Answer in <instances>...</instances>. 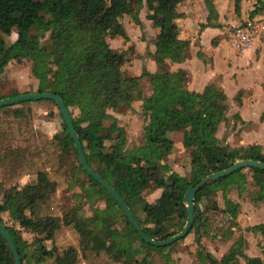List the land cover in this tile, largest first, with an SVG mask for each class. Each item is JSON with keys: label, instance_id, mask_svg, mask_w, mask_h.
<instances>
[{"label": "trees", "instance_id": "trees-1", "mask_svg": "<svg viewBox=\"0 0 264 264\" xmlns=\"http://www.w3.org/2000/svg\"><path fill=\"white\" fill-rule=\"evenodd\" d=\"M143 1L147 19L159 30L152 41L154 51L148 52L158 70L150 73L144 69L140 76H131L122 69L128 61L126 53L111 48L106 38L117 36L127 41L120 18ZM240 2L234 0L236 13ZM254 2L251 19L261 11L264 0ZM179 3L180 0H0V74L11 61H31L37 91L52 92L64 101L88 164L125 201L142 231L156 240H165L184 227L187 210L183 197L189 186H196L210 173L226 169L238 160L264 162L261 145L231 147L221 144L216 136L218 126L226 121L228 109L227 96L220 87L210 83L202 92L190 91L186 86L188 74L169 69L167 60L180 63L189 57L190 42L171 32L174 20L182 16L177 11ZM203 3L208 15L200 29L214 26L212 20L218 18L213 0ZM134 19L139 24L137 12ZM13 28L16 40L7 46L1 34L10 35ZM47 34L48 44H42L41 39ZM144 77L152 90L147 97L142 88ZM18 95L21 93L0 95V99ZM236 99L240 103V97ZM135 101L142 102L144 141L137 151L128 153L126 130L116 119L109 120L108 111L120 113ZM30 102L36 101L0 107L12 108L11 118L0 116V179L5 188L0 214L7 213L20 227L34 234L32 243H28L16 228L5 225L22 264H153L148 257L153 251L170 259L166 250L177 241L161 247L144 243L116 201L82 168L65 121L53 101L64 133L49 137L21 120L23 110L15 106ZM73 109L78 111L75 117ZM180 131L182 142L191 147L188 176L172 171L163 161L174 146L170 134ZM70 149L76 153L78 168L89 181L91 196L104 197L105 210H94L91 216H85L79 209L69 213L60 209L57 193L64 184L63 155ZM92 162L97 165L94 167ZM246 171L258 187L251 191L253 201L264 202V170L255 167L240 168L210 181L195 194L194 223L188 234L194 233L198 256L204 262L238 264L242 258L246 264H263L262 259L244 253L239 239L220 259L206 251L200 241L201 234L210 235L209 221L203 218L208 208L203 210L201 203L218 192L223 200L221 213L231 220L230 232L237 227L240 204L229 193L236 190L241 196L247 190ZM32 173L39 174L37 180L20 188V180ZM157 190L159 197L148 202L147 197ZM118 213L125 223L124 233L110 231L105 224ZM0 221L3 222L1 216ZM99 225L106 231L99 232ZM132 238L139 241L135 248ZM47 240L51 247L42 244ZM30 245H34L33 250ZM262 251L264 254V246ZM138 254L143 257L138 259ZM0 264H14L1 234Z\"/></svg>", "mask_w": 264, "mask_h": 264}, {"label": "rangeland", "instance_id": "rangeland-1", "mask_svg": "<svg viewBox=\"0 0 264 264\" xmlns=\"http://www.w3.org/2000/svg\"><path fill=\"white\" fill-rule=\"evenodd\" d=\"M221 5L224 9L225 6L227 8V12L223 11L224 19L220 24L222 29L221 37L225 38L227 41L229 39V32L235 26L242 24L244 19H242L240 14L241 5L239 13L234 11V0H230L229 4L228 2H221ZM136 7L137 5L133 6L129 13L124 16V22L128 23L131 27L129 31L131 38L133 42L135 41L134 45L128 46L126 49L127 51H124L128 57V61L125 63L127 65L130 64V60L133 58H139V62L141 64L142 58H144L143 60H146L148 56L147 48L143 50L144 48H142L136 40L144 38L145 36L143 33H141L142 36L137 34V30H141V27L134 19ZM252 10H249V6L246 7V17L249 16ZM212 23L216 24L217 22L213 21ZM260 30V40L262 41L264 40V22L263 28L261 27ZM147 33L151 36L149 32ZM1 36L6 42V45L9 46L16 40V29L13 28L10 35L1 34ZM48 37L49 35L47 34L41 39L42 44H48ZM115 38L118 37H107L106 40L111 48L119 52V50L122 49V46L118 41L114 40ZM227 43H229V41ZM228 47L233 48L230 43L228 44ZM142 69L143 72L144 68L142 67ZM124 72L127 74L126 71ZM237 78L240 79V76ZM237 78L236 85L239 84ZM262 80H264V56L263 63L253 77L249 78L244 76L242 78V84L252 86L253 90H235L234 84L231 81L227 83L226 92L224 91L227 96V100L225 102L228 106L226 113L227 118L225 122L220 123L216 133V136L219 138L221 144H227L231 147L259 144L264 151V85L262 83V91H259L260 85L258 84V82ZM37 85L38 81L31 73L30 60L22 59L21 61H11L0 74V95L9 96L14 93L23 94L27 92H35L37 91ZM149 86V80L144 77V80L142 79V88L145 97L150 96L151 94ZM237 96L240 97V103L236 99ZM141 103V101H135L120 113L112 110L108 111L110 116L109 120L116 119L126 130L127 143L125 148L128 153L137 151L138 148L143 145V125L145 124V116L141 110ZM15 107L23 110L24 116L21 120L25 123L31 124L36 132L45 133L49 137L53 136L55 133L65 132L58 110L51 101H36L23 105H16ZM11 110L12 108L0 110V116L11 118ZM72 112L74 117L78 115V111L76 109H73ZM236 115L239 117H236ZM105 125L108 126L109 121H106ZM170 137L174 142V146L171 153L163 161L169 165L172 171L177 172L181 176H188L190 170L189 150L191 147L182 142L181 131L171 133ZM63 158L62 174L64 175V184L60 187L57 193L60 209L66 213L72 212L73 209H79V213L84 214L85 216H91L94 210H105L106 206L104 197H98L95 195L91 196L92 190L90 189L89 181L84 173L78 168L76 153L70 149L67 155H63ZM92 164L94 167L97 165L94 162H92ZM246 173L249 181L246 185L247 190L239 196L241 199L239 200L236 190H232L229 193V197L232 200L242 203V209L237 218H240L239 221L245 224L244 227H240L239 223H237V227H234V230L230 232L229 227L231 226V220L227 215L221 213L223 200L221 194H217L216 196L211 197V199L201 203V208H203V210L204 207L208 208L204 211L203 218L209 221V232L213 233V237L207 240L213 241L212 243L217 249L216 254L219 255L227 252L229 246L232 245V242L239 239V242L244 245L242 248L245 254L250 258L262 259L264 264V254L262 251L264 242L259 239L261 235L260 233L263 231L260 226L262 225L264 227V205L257 206V210L252 209L251 204L253 202V196L251 191H256L258 187L256 181L251 180L250 173L247 171ZM35 178L36 175L32 173L30 174L28 180H26L25 183H20V185L33 182ZM4 191L5 188L1 186L0 179V201ZM159 194L160 190L154 192L147 197V201L150 203L155 202L159 197ZM256 205L258 204L256 203ZM0 216L5 225L16 228L28 243H32L34 234L31 230L20 227L16 222L10 219L7 213H2ZM105 224H108L110 231L116 230L120 233H124L126 228L120 213H118V215L114 218H110L109 221L107 220ZM251 226L253 229L247 230V228ZM97 229L101 233L106 231L104 227L102 226L101 228L100 225ZM173 230H176V228ZM245 234L249 241L244 244ZM225 239H229V242ZM182 241H184V239L179 240L175 245L166 251L169 254L173 252L178 253L179 251H186V257L175 256V261V258L172 259L170 257V259H167V255H164V253L160 254L153 251L149 253V260L153 264H172L173 262V264H209L207 261L204 262L200 259L197 253V248L194 251L190 249V246L188 245L181 248V245L178 244ZM221 241H224V243H221ZM42 244L47 247H51V242L49 240L43 241ZM131 244L132 247L135 248L139 244V241L132 238ZM208 244L210 243L208 242ZM29 249L33 250L34 245H30ZM142 257V254L137 255L138 259H141ZM239 262H241V264H246L242 258H239ZM24 264L27 263L24 262Z\"/></svg>", "mask_w": 264, "mask_h": 264}, {"label": "crops", "instance_id": "crops-1", "mask_svg": "<svg viewBox=\"0 0 264 264\" xmlns=\"http://www.w3.org/2000/svg\"><path fill=\"white\" fill-rule=\"evenodd\" d=\"M221 2H228L229 4L230 0H213L215 9L218 13V18L216 20H212V22L216 21L217 23L214 26L204 27L203 29H200L199 26L200 24H206L208 15L203 0H180V3L177 5V11L182 16L174 20L171 26V32L178 38L188 40L190 42L189 57L180 63L170 62L169 60H167L166 62L169 65V69L171 71L183 70L188 74V81L186 83V86L190 91L202 92L208 84L215 83L218 87L223 90V92H226V86L229 81L234 84L235 90L252 89V86L242 84V78L244 76H247L249 78L253 77V75L257 72V70L263 63L264 40H260V35L257 39L254 40V42L249 47L242 50H238L234 47H228V40L226 41L225 38L221 37L222 29L220 27V24L222 23L221 21L224 19L223 11H226L227 9L226 6L225 9L222 7ZM254 3V0H241L240 14L242 19H244L243 21L251 19L249 16L246 17L245 9L249 6V10H252L254 8ZM136 12L137 18L139 20V25L141 27V30H137V34L142 36L141 33H143L145 35L144 38L136 40L139 42L140 46L144 48L143 50L147 48L148 52L152 53L154 51L152 41L156 37L159 30L158 28L153 26L151 20L147 19V10L144 1L142 2V4L137 5L134 13ZM125 15L126 14H124L120 18V22L125 28L128 40L124 41V39L121 37L114 39L118 41L122 46V49H120L119 51H127V47L130 45H134L135 43V41L133 42L131 34L129 33L131 28L130 25L124 22ZM252 19L258 20L259 23L263 24L264 3L261 11L256 14ZM147 32H149L151 36H149ZM213 42H215V45H213ZM143 59L144 58H142L140 64L139 58H133L132 60H130V64H124L122 69L126 71L128 75L131 76H140L143 70L142 67L150 73H155L158 70L156 62L149 54L146 60ZM238 76H240V79L237 78ZM236 78L239 83L237 85ZM262 83L264 85V80L258 82V84L260 85L259 91H262ZM149 87L150 90L151 86ZM35 175L36 178L34 181H36L39 176L38 174ZM29 176L30 174L24 176L20 180V183H25V181L28 180ZM20 183L19 187L21 188L24 184L20 185ZM217 194L220 195L221 192H218ZM238 198L239 200L241 199L239 196ZM256 203L258 205H256ZM239 204L241 212L242 203L239 202ZM261 205L263 206L264 202L253 201L251 207L252 209L257 210V206ZM239 220L240 218L236 219L237 223H239L240 227H244L245 224H243ZM232 230H234V227H232ZM262 230L264 231V227L262 228ZM263 231L260 233L261 235L259 239L264 242ZM212 235V232H210V235L208 236H204L203 234H201L200 241L204 248H206V251L210 252L215 258L220 259L226 252L219 255L216 254L217 249L212 243L213 241L207 240L211 239L213 237ZM244 239V242L248 243L247 241L249 240L246 237V234L244 236ZM226 241L229 242V239ZM208 242L211 245L208 244ZM221 243H224V241H221ZM233 243L234 241L232 242V244ZM178 245H181V248H184L185 245H188L193 251L196 248L198 251V246L194 241V233H189L188 236L184 238V241L179 242ZM230 247L231 246H229V248ZM186 255V251H179L178 253H171L170 257L174 259L175 256L186 257ZM174 260L176 261V258ZM239 263L241 264V262Z\"/></svg>", "mask_w": 264, "mask_h": 264}, {"label": "water", "instance_id": "water-1", "mask_svg": "<svg viewBox=\"0 0 264 264\" xmlns=\"http://www.w3.org/2000/svg\"><path fill=\"white\" fill-rule=\"evenodd\" d=\"M42 99L51 100L53 101L56 106L58 107L65 124L67 126V129L69 131L70 138L72 139L74 143V148L76 149L79 162L82 166V168L85 170V172L92 177L96 182H98L109 194L110 196L116 201L118 206L120 207L122 213L127 218L130 225L133 227V229L136 231L139 238L146 244H150L156 247L161 246H168L172 243L184 238L188 235V232L190 228L192 227L194 223V198L195 194L198 190L202 188L203 185L210 181H216L220 178H224L233 172L237 171L240 168L245 167H255L264 170V162L248 159V160H238L234 162L231 166H229L226 169H222L219 171H215L207 175L205 178H203L196 186H189L184 194L183 201L186 206L187 210V218L185 221V225L176 234L170 236L169 238L165 240H156L148 237L141 229V226L139 225L138 221L134 217L133 213L131 212L128 205L125 203V201L120 197V195L114 190V188L107 183L98 173L94 171V169L88 164L87 159L85 157L83 147L81 144V141L79 139V136L75 130V127L72 122V118L70 115V112L68 108L66 107L64 101L57 96L56 94L52 92H27L23 93L18 96H12V97H5L3 99H0V107L18 104L23 101H39ZM0 234L1 236L6 240L13 258H14V264H22L20 255L17 251L16 245L12 239V236L8 229L6 228L5 224L0 221Z\"/></svg>", "mask_w": 264, "mask_h": 264}, {"label": "built area", "instance_id": "built-area-1", "mask_svg": "<svg viewBox=\"0 0 264 264\" xmlns=\"http://www.w3.org/2000/svg\"><path fill=\"white\" fill-rule=\"evenodd\" d=\"M263 28V24L258 20L249 19L242 24L235 26L229 32V43L231 46L238 50L249 47L255 39H257L261 33L260 28Z\"/></svg>", "mask_w": 264, "mask_h": 264}]
</instances>
